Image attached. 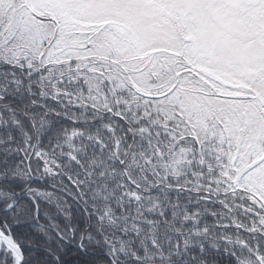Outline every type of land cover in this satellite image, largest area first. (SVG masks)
I'll list each match as a JSON object with an SVG mask.
<instances>
[{
    "label": "snow or ice",
    "instance_id": "6c2138e0",
    "mask_svg": "<svg viewBox=\"0 0 264 264\" xmlns=\"http://www.w3.org/2000/svg\"><path fill=\"white\" fill-rule=\"evenodd\" d=\"M0 264H264V0H0Z\"/></svg>",
    "mask_w": 264,
    "mask_h": 264
}]
</instances>
